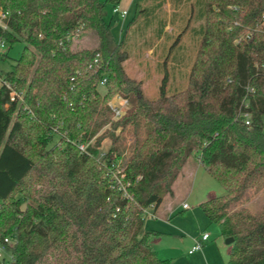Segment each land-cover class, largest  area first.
Instances as JSON below:
<instances>
[{"label": "trees", "instance_id": "1", "mask_svg": "<svg viewBox=\"0 0 264 264\" xmlns=\"http://www.w3.org/2000/svg\"><path fill=\"white\" fill-rule=\"evenodd\" d=\"M185 2L190 11L182 27L177 9ZM169 4L175 9L167 21L159 13ZM102 7L99 0H0L7 14L0 39L25 44L10 70L0 71L22 94L19 102L0 89V244L15 238L12 264H169L150 248L156 234L142 231L145 211L172 194L194 153L224 190L198 206L222 238L232 239L226 264H264V208L252 213L242 206L264 189V0H135V16L117 44ZM148 7L158 40L165 27L180 23L159 65L154 99L124 68L126 39ZM191 21L198 23L191 28L195 56L185 85L168 93L171 63L184 62L171 56ZM86 32L97 45L74 47L72 39ZM115 95L129 108L112 121L108 102ZM244 97L248 125L239 115ZM127 127L135 135L127 159L124 148L112 145L105 159L114 154L116 164L99 163L101 142H115V131ZM120 166L124 192L111 181Z\"/></svg>", "mask_w": 264, "mask_h": 264}, {"label": "rangeland", "instance_id": "2", "mask_svg": "<svg viewBox=\"0 0 264 264\" xmlns=\"http://www.w3.org/2000/svg\"><path fill=\"white\" fill-rule=\"evenodd\" d=\"M99 1L103 3L102 20L109 26L112 42L117 44L126 25L135 16V2L134 0H120L118 5H112L105 0ZM183 4L177 10L185 18L190 8L186 2ZM169 5L161 8V12L159 13L167 21L170 20V13L175 9L172 4ZM113 7H116L119 11H126V16L121 18L119 15L114 14L112 12ZM150 8L148 7L146 12L143 11L140 14L139 19L132 26L128 34L126 49L129 58L124 62V68L128 77L141 82L143 96L147 99H154L158 95L162 78L159 65L161 64L162 67L163 58L178 34L177 31L180 28V23L178 20L175 21L173 27L166 28L165 31L167 33L158 40L156 34L157 25L153 24V20H151L152 11H150ZM187 21L188 18H185L182 27L185 26ZM195 25H198V23L190 22L189 29L183 36L180 47H177L171 56L173 58L176 55V57H180L184 62H181L183 65L179 66H177V63H171L170 69L172 68V70H170L171 78L169 80L168 93L181 90L182 86L185 85V74L192 64L197 45L194 32L191 30ZM72 42L76 48H93L97 45L93 32H86L79 37H75L72 39ZM24 46L25 44L22 41L13 43L11 46L6 44L5 57L0 59V71L2 73L9 71L11 66L15 64ZM174 66L175 68L173 69ZM98 91L104 93V89L101 86L98 87ZM262 122H264V117H262ZM114 135L117 137V140L113 142L112 139L105 138L101 142L99 153H107L112 145H115L120 149L124 148L121 157L127 159L128 152L130 151L129 148L134 141V133L131 132L130 127H127L123 132H120V129L116 130ZM137 137L139 139L142 137V127H139ZM55 141L56 138L53 139V143ZM149 144L150 140L143 142L138 156L145 152ZM197 156L198 154L194 153L187 162L197 164ZM137 157L127 165L128 170L137 161ZM119 163L123 162L119 161ZM186 168L187 165L183 166L181 175L185 173ZM117 170L122 174L124 173L122 166L118 167ZM179 177L175 182L174 194L165 196L162 206L163 208L175 210L177 206L186 204L188 205V209L184 210L182 214H175V212L170 211L169 218L165 221L156 220L155 215L145 211L146 219L143 222V229L150 228L153 223L161 226L162 231L153 230L152 232L156 234L155 236H163L162 241L165 243V249L167 250L168 248L170 251L165 258L169 261V264H226L231 243L229 245L225 243L226 239L220 236L218 226L210 224L198 206V203L208 196V194L209 196L224 194L223 188L202 167L197 168V172L192 175V178L189 179L188 176L186 181L184 177ZM242 206L249 209L252 213H259L264 208V189L257 193L252 192L249 199ZM203 232L209 234V240L202 244L201 248L193 255H188L187 251L193 245V240ZM10 254V250L4 249L0 253V259L6 261L10 258Z\"/></svg>", "mask_w": 264, "mask_h": 264}, {"label": "built area", "instance_id": "3", "mask_svg": "<svg viewBox=\"0 0 264 264\" xmlns=\"http://www.w3.org/2000/svg\"><path fill=\"white\" fill-rule=\"evenodd\" d=\"M112 12L114 14L119 15V17L124 18L126 16V11H119L116 7H113ZM7 14L3 11H0V28L5 30L6 24H5V19H6ZM264 19V18H262ZM264 24V23H262ZM5 50H6V43L0 39V59L5 56ZM98 57L94 59L93 62H96ZM105 84V80H102L99 83V86L103 87ZM0 89H2L4 92L8 93L10 95V99H16L17 101L21 102L22 100V94L20 92L14 91V89L10 86L8 82H6L3 77L0 76ZM247 92H252L250 88H247ZM108 107L112 112V121H117L119 120L124 112L128 109L129 103L127 100L123 99L122 97L115 95L109 102H108ZM247 107V100L245 97L242 100V105L240 107V116L243 117L245 125L249 124V114L245 111ZM244 109V110H243ZM77 148L80 152H85V146L82 144L77 145ZM106 153H99L97 156V161L101 163L102 165H105L106 161H109L111 164L115 163L116 164V159L114 154L108 155L107 159H105ZM111 181L116 186L119 190H122L124 192V187L127 184L125 180V175L121 174L117 169L113 171L111 175ZM151 208V207H150ZM183 209H188V205L182 204ZM209 238L208 233H203L200 236V239L194 242V245L192 246L191 250L189 253H193L195 251H198L202 244L206 242ZM15 244V238L14 237H6L3 239V243L0 244V253L4 249H8L11 252L12 247ZM12 256L10 254V258L8 260L0 259V264H12Z\"/></svg>", "mask_w": 264, "mask_h": 264}, {"label": "crops", "instance_id": "4", "mask_svg": "<svg viewBox=\"0 0 264 264\" xmlns=\"http://www.w3.org/2000/svg\"><path fill=\"white\" fill-rule=\"evenodd\" d=\"M134 2H135V0H134ZM166 28H168V27H165V29ZM169 29V28H168ZM187 163V164H186ZM185 164H184V166L185 165H187V168H186V171H185V173L184 174H182L181 175V172H180V174L178 175V177L179 176H181L182 178L184 177V180L186 181L187 180V177L189 176V179L190 178H192V175L194 174V173H196L197 172V168H201V165L197 162V164L196 163H188V162H186ZM189 164V165H188ZM203 169V168H202ZM193 173V174H192ZM178 177L176 178V180H178ZM180 178V177H179ZM176 180L174 181V183L172 184V194L171 195H173L174 194V191H175V189H174V187H175V182H176ZM210 197H213L212 195L211 196H209V194H208V196H206L205 198H203L198 204H200L201 202H203V201H205V200H207L208 198H210ZM163 203V202H162ZM162 203L157 207V208H154V209H152V208H149L146 212L147 213H151V214H153V215H155V219L156 220H160V221H165V220H168V218H169V212L171 211V212H175V214H182V212H184V210H187V209H183L182 208V205L181 206H177L176 208H175V210H171L170 208H163V206H162ZM145 219H146V216H145V218H144V221H145ZM153 230H156V231H158V230H160V231H162L161 230V226L159 225V224H157V223H153L151 226H150V228H146V229H143V227H142V231L143 232H148V231H153ZM203 233H206V232H203ZM202 233V234H203ZM201 234V235H202ZM200 235V236H201ZM209 235V234H208ZM200 236L199 237H197V238H195L194 240H193V245H194V242L195 241H197V240H199L200 239ZM162 238H163V236L162 235H160V236H155V237H153L150 241H149V244H150V248L153 250V252L156 254V256L159 258V259H165L166 257H167V255H168V253L170 252L169 250H168V248H167V250L165 249V243L162 241ZM209 238H210V236H209ZM209 238H208V240H209ZM207 240V241H208ZM206 241V242H207ZM205 243V242H204ZM203 243V244H204ZM192 245V246H193ZM192 246H191V248H192ZM191 248L190 249H188V251H187V254L188 255H193L195 252H193V253H189V251L191 250ZM229 252V251H228Z\"/></svg>", "mask_w": 264, "mask_h": 264}, {"label": "water", "instance_id": "5", "mask_svg": "<svg viewBox=\"0 0 264 264\" xmlns=\"http://www.w3.org/2000/svg\"><path fill=\"white\" fill-rule=\"evenodd\" d=\"M231 242H232V239H226V240H225V243L228 244V245H229Z\"/></svg>", "mask_w": 264, "mask_h": 264}]
</instances>
